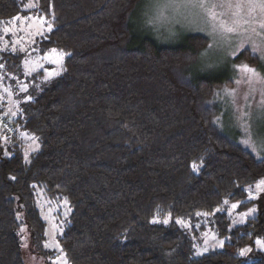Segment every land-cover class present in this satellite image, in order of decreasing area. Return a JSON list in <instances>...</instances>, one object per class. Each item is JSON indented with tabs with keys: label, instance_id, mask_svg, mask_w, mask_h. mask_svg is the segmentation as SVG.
I'll return each instance as SVG.
<instances>
[{
	"label": "trees",
	"instance_id": "trees-1",
	"mask_svg": "<svg viewBox=\"0 0 264 264\" xmlns=\"http://www.w3.org/2000/svg\"><path fill=\"white\" fill-rule=\"evenodd\" d=\"M139 1L38 0L52 29L34 47L63 55L52 78L25 76L21 55L0 48V75L27 85L12 88L15 118L0 120V264H26L23 241L54 257L36 191L66 204L58 243L67 264H264V252L239 257L255 238L264 242V199L228 231L229 206L246 209L250 188L264 182V158L214 122L215 92L232 82L194 73L202 35L169 47L137 39L130 20ZM23 13L18 0H0V21ZM235 61L258 64L247 50ZM22 133L38 145L27 159ZM202 215L229 241L196 254L175 221L197 237Z\"/></svg>",
	"mask_w": 264,
	"mask_h": 264
},
{
	"label": "rangeland",
	"instance_id": "rangeland-1",
	"mask_svg": "<svg viewBox=\"0 0 264 264\" xmlns=\"http://www.w3.org/2000/svg\"><path fill=\"white\" fill-rule=\"evenodd\" d=\"M23 14L0 21V48L21 55L22 71L28 76L43 71L44 79L57 76L62 67L63 55L55 50L39 55L34 47L36 39L45 37L52 29L48 19L37 15L38 0H18ZM137 39H149L162 47L178 46L186 35H202L208 41L195 66L194 73L207 79H228L231 85L215 92L214 104L219 114L215 125L228 136H237L242 146L257 159L264 158V7L262 0H140L134 16L130 20ZM233 28L234 32H227ZM257 51L258 64L248 61L236 62L240 53L247 50L250 54ZM252 55V54H251ZM242 65L256 71V75L245 74ZM3 81L7 84L4 85ZM13 82V83H12ZM12 76L0 75L1 118L7 116L12 121L16 116L17 101L13 97V86L22 92L24 83H15ZM19 103V102H18ZM2 122L0 121V129ZM24 156L38 148L36 140L22 133ZM5 137L0 135V144ZM247 142V143H245ZM249 206L238 210L237 204L227 209L229 217L228 231L243 226L248 219L259 212L264 199V182L250 188ZM37 193V204L46 222L45 249L54 257L45 259L31 254L22 243L23 258L26 264H67L61 252L58 236L62 232L67 207L64 202H50L41 191ZM262 206V204H261ZM203 231L197 237L191 231L189 223L175 221L189 236L196 254L207 249H220L229 241L215 235L212 215H202ZM192 227L198 229L199 223ZM200 229V227H199ZM264 252V242L255 238L252 245L244 246L239 257L253 258V252Z\"/></svg>",
	"mask_w": 264,
	"mask_h": 264
},
{
	"label": "snow or ice",
	"instance_id": "snow-or-ice-1",
	"mask_svg": "<svg viewBox=\"0 0 264 264\" xmlns=\"http://www.w3.org/2000/svg\"><path fill=\"white\" fill-rule=\"evenodd\" d=\"M262 7H264V0H262ZM262 28H264V24L261 25ZM227 32H234L233 28H226L225 29ZM251 54L253 55V57H257V51L256 49H253ZM241 70L247 75V74H252V75H256V71L255 69L247 66V65H242L241 66ZM247 143V142H245Z\"/></svg>",
	"mask_w": 264,
	"mask_h": 264
},
{
	"label": "built area",
	"instance_id": "built-area-1",
	"mask_svg": "<svg viewBox=\"0 0 264 264\" xmlns=\"http://www.w3.org/2000/svg\"><path fill=\"white\" fill-rule=\"evenodd\" d=\"M4 126H5L8 130H11V127H10L6 122H4Z\"/></svg>",
	"mask_w": 264,
	"mask_h": 264
}]
</instances>
